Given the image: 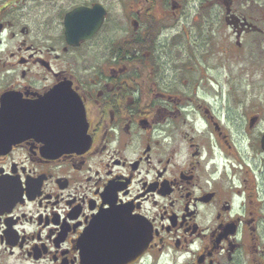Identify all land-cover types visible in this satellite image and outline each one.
<instances>
[{"label": "flooded vegetation", "instance_id": "af4514ba", "mask_svg": "<svg viewBox=\"0 0 264 264\" xmlns=\"http://www.w3.org/2000/svg\"><path fill=\"white\" fill-rule=\"evenodd\" d=\"M187 4L0 0V264H264V67L251 98L212 73L264 60V0ZM57 104L83 145L49 148Z\"/></svg>", "mask_w": 264, "mask_h": 264}, {"label": "rangeland", "instance_id": "374dc122", "mask_svg": "<svg viewBox=\"0 0 264 264\" xmlns=\"http://www.w3.org/2000/svg\"><path fill=\"white\" fill-rule=\"evenodd\" d=\"M199 0H188V7H194ZM262 13L264 10L262 8ZM264 24V23H263ZM189 30V29H188ZM234 54L227 63L221 59L218 61V69L215 71L213 67V83L220 86L221 94L226 98L228 90L237 98H251L253 96H262V69L264 60L258 53H240L238 56ZM196 67L201 66L203 71L207 67L202 59L193 60ZM187 79H193V74L186 75ZM231 98H234L233 96Z\"/></svg>", "mask_w": 264, "mask_h": 264}, {"label": "water", "instance_id": "95a60500", "mask_svg": "<svg viewBox=\"0 0 264 264\" xmlns=\"http://www.w3.org/2000/svg\"><path fill=\"white\" fill-rule=\"evenodd\" d=\"M76 12L77 11H75L74 13ZM100 23L101 22L97 23L93 29L85 32L78 23L72 24L68 15L65 21V36L68 39V43L71 44L73 36H80L76 42H79L80 40L89 39L98 30V28H100ZM70 107L73 111L71 114H73L74 117V119L72 120L66 119L67 117L65 116L68 115V112L65 111V107L63 105L60 106L59 104H57L58 123L54 122V118L51 119V121L46 120V122H44L42 116H40L39 120H37L36 122L38 128L42 130L41 132L43 136L45 137V139H47L49 148L51 150L54 149L57 150V152H63V150L74 149V146L76 145V143L74 144L75 140L79 141V143L83 145L82 141L86 138V124L85 126H83L84 122H86L84 121V112L81 113V116L79 111L80 104L78 106L77 111L75 106L72 105ZM57 126H59V131L57 130ZM45 127L47 128L46 131ZM52 130H57V137H54L52 135L53 132H50ZM45 132H48V135ZM57 139L60 141L58 144H56ZM262 145L264 147V138L262 140ZM140 252H142V250H140Z\"/></svg>", "mask_w": 264, "mask_h": 264}]
</instances>
